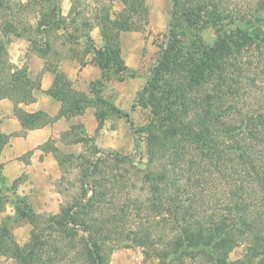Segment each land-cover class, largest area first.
Segmentation results:
<instances>
[{"label":"trees","instance_id":"16d2710c","mask_svg":"<svg viewBox=\"0 0 264 264\" xmlns=\"http://www.w3.org/2000/svg\"><path fill=\"white\" fill-rule=\"evenodd\" d=\"M76 1L71 0L68 17L58 13L56 4L51 12L53 16H41L32 25L27 17L32 13L31 3L0 0V100L8 99L14 104V113L24 130L51 125L59 117L83 115L92 99L61 77L58 67L47 64L44 72L53 73L55 81L46 94L61 103L60 113L51 117L44 112H26L21 106L36 102L43 73L33 76L28 66L20 67L12 62L11 36L26 38L45 60L56 40L53 36L78 46L84 40L87 46L84 55H92L91 63L102 71L112 69L124 73L128 70L121 58V32L138 29L141 16L147 12L146 1L120 0L125 8L120 15L116 13V20L111 19L107 7L102 8L104 14L94 11L90 18L80 2L75 9ZM256 3L260 12H264V0ZM258 20L263 24L262 18ZM230 24L236 25V36L249 40L248 47L262 38L259 26L239 27L236 21ZM96 28H100L105 42L101 49L94 46L91 37ZM60 30H63L61 35ZM185 41L180 46L174 38L152 72L145 91L152 98L149 105L157 118L141 129L147 141L146 168L133 167L136 176H141L149 188L146 210L161 219L157 222L159 226H169L172 235L162 243L164 239L149 227L153 223L145 215L138 218L142 219L141 224L128 231L126 237L133 243L155 248L162 264H264V101L260 85L263 78L261 73L238 70L231 73L232 62H228L227 50L213 51L219 41L214 47L208 49L202 45L197 51H192ZM247 43L243 42L242 48ZM85 65L86 61H81V66ZM212 76L217 80L210 89L208 82ZM243 77L254 87V104L247 105L242 91L235 87ZM102 83L99 80L91 84L90 93L96 98ZM218 95L228 98L225 105L217 103ZM112 109L123 114L134 128L129 113H122L116 107ZM73 129L75 126L71 132ZM71 132L63 135L62 140ZM10 139L0 130V156ZM53 141L50 139L42 149L57 157L58 149L50 148ZM112 160L128 164L119 155ZM2 169L0 164V191L10 190L16 196V183L7 189ZM99 170L98 167L96 172L85 171L82 194L73 205L62 206L57 215H39L27 198L17 197L16 216L32 226L30 239L20 246L4 225L0 228V254L10 256L18 264H108L105 244L112 232L107 227L115 225L120 216L115 213L101 219L94 216L93 206L100 207L106 195L92 189V196L88 198L86 186L93 176L102 173ZM99 185L104 187L103 183ZM140 201L136 203L141 210L146 202L141 201L142 205L138 204ZM242 245V257L232 260L230 255Z\"/></svg>","mask_w":264,"mask_h":264},{"label":"rangeland","instance_id":"374dc122","mask_svg":"<svg viewBox=\"0 0 264 264\" xmlns=\"http://www.w3.org/2000/svg\"><path fill=\"white\" fill-rule=\"evenodd\" d=\"M16 1L24 4L31 3L29 10L32 9V13H28L27 17H30L28 23L32 25L36 24L41 16L46 18L53 16L51 12L56 4L60 9L58 13L68 17L69 13L64 15V10L67 11V7L72 5L71 0ZM145 1L147 12L141 16L138 29L121 32V58L128 70L124 73H116L112 69L102 71L93 63L101 70L100 78L85 85L84 90L78 89L89 94L92 99L84 113L87 114L85 122L72 125L75 129L70 131L72 134L68 138L66 137L68 144L64 147L59 143L60 140H54L51 143L50 148L58 149L57 157L54 156L58 161L59 174L56 177L53 172L54 187L40 185L30 188L26 183L28 176L23 175L19 180L16 179L17 182L15 180L13 183H6L7 189H11L16 183V196L10 190L0 191V228L6 225L10 236L20 246H24L29 241L32 226L27 221L17 218L15 199L27 198L34 212L39 215L60 214L62 206L73 205L82 194L85 171L96 172L99 167V172L102 173L94 174L95 176L92 177L91 182H87L86 186L88 198L92 196V189L97 190L101 195H106L100 207L93 206L94 216L100 219L111 213L120 216L115 225L108 224L109 228L107 227L112 232V237L105 244L108 264H162L156 255L155 248L133 243L126 235L128 231L131 232L141 224L142 219L138 220V218L146 217L145 215L153 223L149 227L156 235L164 239L162 243L172 235L171 230L168 231L169 226L165 228L159 226L157 222H161V219L156 218L150 210H146L149 188L141 176H136L135 168L144 169L148 163L146 134L141 129L157 118L153 107L149 105L152 98L145 90L149 86L152 72L157 67L163 51L172 44L174 38L179 41L180 46L186 39L185 42L192 51L199 50L202 45L209 49L219 41L213 51L220 53L227 50L228 58H226L228 62H232V67L230 69L227 65L225 67L231 73L235 70L261 73L263 78L260 83L263 88L261 99L264 101V12H260L257 7V0ZM79 2L82 9L88 11V15L86 14L88 17L92 16L94 11L104 14L102 8L107 7L111 19L116 20V13L117 16L120 15L125 8L120 0H78L75 9L78 8ZM260 18L263 19V24L258 20ZM231 21H236L239 27L259 26L258 29L263 31L262 38L254 46L248 47L249 40L243 41L236 36L235 32L238 30L236 25L230 24ZM249 22L252 24H248ZM208 23H210L209 28H206ZM211 24L216 27H212ZM96 29H99L100 43H102L99 49H101L105 42L100 28ZM61 34L63 30H60ZM52 39L56 40L53 41L52 51L45 60L35 52L26 38L11 36L9 51L12 62L20 67L28 66L32 75L37 76L40 73H35L33 67L30 68L31 61L35 58L44 60V70L47 64L51 68H59L60 63L66 59L75 60L79 64L81 61L93 59L92 55H84L87 47L84 40L78 46L66 43L61 37L57 39V36H53ZM222 41H225L224 45H221ZM243 42H248L245 48L241 46ZM72 49L75 52H70ZM58 71L61 77L69 80L62 71ZM209 79L208 83L212 89L216 85L217 77L212 76ZM99 80L103 82V87H100L99 98H96L90 90L91 84ZM235 87L240 88L241 96L244 95L242 97L247 105L254 104L256 101V94H253L254 87L251 88L245 77L238 80ZM96 89L99 90L98 87ZM199 90L202 91V88ZM158 95H161V92ZM215 100L222 106L228 98L218 95ZM112 107L118 108L122 113H129L132 116L134 128H131L123 114L114 112ZM32 153L24 154L20 160L29 162ZM117 155L125 157L128 164L114 163L112 157ZM131 162L133 166L130 165ZM102 183L104 187L99 185ZM46 195L51 202L46 200ZM138 199L146 202L141 210L137 208ZM184 205L187 206L186 203ZM243 253L242 245L230 257L236 260L242 257ZM0 264H18V262L10 256L0 254Z\"/></svg>","mask_w":264,"mask_h":264},{"label":"crops","instance_id":"0c3cea01","mask_svg":"<svg viewBox=\"0 0 264 264\" xmlns=\"http://www.w3.org/2000/svg\"><path fill=\"white\" fill-rule=\"evenodd\" d=\"M70 6L67 7V11L64 10V15L69 13ZM91 37L96 48L99 49L102 44L100 43L99 29H95L91 33ZM31 62L30 68L33 67L35 73H43L41 89L36 92L35 103L21 107L28 113L44 112L51 117H57L61 110V103L46 94V91L54 84L55 75L48 71L44 72L43 59L35 58ZM59 70L72 81L75 88L81 90H84L85 85H89L92 80L99 79L101 76V70L94 66L91 60L86 61L85 66H81V63L79 64L75 60L66 59L60 63ZM86 117L87 114L72 118L59 117L51 125L34 130H24L14 113V104L8 99L0 100V130L11 137L10 143L0 156L5 185L26 175L28 176L26 183L30 188L40 185L54 187L52 177L53 172L56 177L59 174L58 161L52 152L44 151L42 146L50 139H54L60 140L59 143L64 147L68 144V139L66 140L65 137L66 141L62 140V136L70 133L74 123H84ZM29 152H33L29 162L20 160L24 154ZM46 200L50 201L49 196L46 197Z\"/></svg>","mask_w":264,"mask_h":264}]
</instances>
